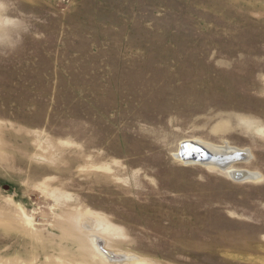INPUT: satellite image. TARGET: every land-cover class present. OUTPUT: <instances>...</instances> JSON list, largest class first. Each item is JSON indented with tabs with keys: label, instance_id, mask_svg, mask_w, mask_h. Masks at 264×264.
Returning <instances> with one entry per match:
<instances>
[{
	"label": "rangeland",
	"instance_id": "rangeland-1",
	"mask_svg": "<svg viewBox=\"0 0 264 264\" xmlns=\"http://www.w3.org/2000/svg\"><path fill=\"white\" fill-rule=\"evenodd\" d=\"M0 264H264V0H0Z\"/></svg>",
	"mask_w": 264,
	"mask_h": 264
},
{
	"label": "bare ground",
	"instance_id": "bare-ground-1",
	"mask_svg": "<svg viewBox=\"0 0 264 264\" xmlns=\"http://www.w3.org/2000/svg\"><path fill=\"white\" fill-rule=\"evenodd\" d=\"M197 143H200V142H197ZM200 144H202V143H200ZM202 145H204V144H202ZM206 146H205V148L214 156L212 159L205 160V161L199 160L197 162H195V161L192 162L193 159H190V160H187L186 163H189V164H195V163L206 164V165H210L212 167H216L218 169L224 170V169H232V166L234 163L247 162L250 159V153L244 149L230 147L228 145H224V146L206 145ZM185 148H188V146H185ZM180 149H181V146L179 147V151H180ZM247 175H248L249 179L250 178L253 179V178H256V176L258 174L247 172ZM234 178L235 179H241V175H235ZM123 259H125V258H123Z\"/></svg>",
	"mask_w": 264,
	"mask_h": 264
},
{
	"label": "water",
	"instance_id": "water-1",
	"mask_svg": "<svg viewBox=\"0 0 264 264\" xmlns=\"http://www.w3.org/2000/svg\"><path fill=\"white\" fill-rule=\"evenodd\" d=\"M181 149L179 151V157L184 160L193 159L194 161L209 160L214 156L211 154L204 145L197 143L193 140H184L180 143ZM188 146V148H185Z\"/></svg>",
	"mask_w": 264,
	"mask_h": 264
}]
</instances>
